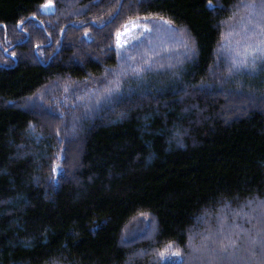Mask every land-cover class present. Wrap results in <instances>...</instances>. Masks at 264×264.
Listing matches in <instances>:
<instances>
[{"label":"trees","instance_id":"1","mask_svg":"<svg viewBox=\"0 0 264 264\" xmlns=\"http://www.w3.org/2000/svg\"><path fill=\"white\" fill-rule=\"evenodd\" d=\"M0 264H264V0H0Z\"/></svg>","mask_w":264,"mask_h":264},{"label":"water","instance_id":"2","mask_svg":"<svg viewBox=\"0 0 264 264\" xmlns=\"http://www.w3.org/2000/svg\"><path fill=\"white\" fill-rule=\"evenodd\" d=\"M52 11V7L50 4H47L44 6V8L42 9V12L44 13H50Z\"/></svg>","mask_w":264,"mask_h":264},{"label":"snow or ice","instance_id":"3","mask_svg":"<svg viewBox=\"0 0 264 264\" xmlns=\"http://www.w3.org/2000/svg\"><path fill=\"white\" fill-rule=\"evenodd\" d=\"M211 6V5H210Z\"/></svg>","mask_w":264,"mask_h":264}]
</instances>
